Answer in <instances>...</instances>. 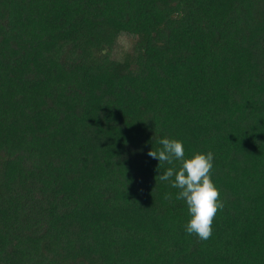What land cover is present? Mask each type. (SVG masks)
Segmentation results:
<instances>
[{
    "label": "trees",
    "instance_id": "trees-1",
    "mask_svg": "<svg viewBox=\"0 0 264 264\" xmlns=\"http://www.w3.org/2000/svg\"><path fill=\"white\" fill-rule=\"evenodd\" d=\"M164 137L214 154L206 241ZM0 264H264V0H0Z\"/></svg>",
    "mask_w": 264,
    "mask_h": 264
},
{
    "label": "clouds",
    "instance_id": "clouds-1",
    "mask_svg": "<svg viewBox=\"0 0 264 264\" xmlns=\"http://www.w3.org/2000/svg\"><path fill=\"white\" fill-rule=\"evenodd\" d=\"M159 144L161 147L157 150L152 148L148 155L159 161L158 170L165 163L172 165L157 177L178 189L176 198L186 202L190 215L185 224L186 232L195 234L202 241L210 239L214 218L225 206L220 190L212 180L214 154L211 151L206 154L197 152L188 158L183 142L175 138L164 137ZM177 163L179 167H176ZM165 198H168L167 194Z\"/></svg>",
    "mask_w": 264,
    "mask_h": 264
},
{
    "label": "rangeland",
    "instance_id": "rangeland-1",
    "mask_svg": "<svg viewBox=\"0 0 264 264\" xmlns=\"http://www.w3.org/2000/svg\"><path fill=\"white\" fill-rule=\"evenodd\" d=\"M119 41L121 44H124L126 47H129L130 42L133 40V36L129 35L128 33H125L123 31L118 32Z\"/></svg>",
    "mask_w": 264,
    "mask_h": 264
}]
</instances>
